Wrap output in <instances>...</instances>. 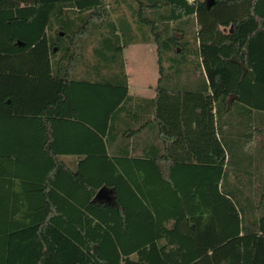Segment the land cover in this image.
<instances>
[{"label":"trees","instance_id":"obj_1","mask_svg":"<svg viewBox=\"0 0 264 264\" xmlns=\"http://www.w3.org/2000/svg\"><path fill=\"white\" fill-rule=\"evenodd\" d=\"M115 5L0 0V119H37L50 163L28 188L0 137V264H264V0ZM145 42L159 56L148 102L165 194L140 196L137 211L96 166L125 157L105 141L119 112L145 100L129 95L124 60ZM60 120L97 139L75 169L61 158L72 152L59 147ZM106 187L114 202L96 201ZM18 203L25 234L14 230Z\"/></svg>","mask_w":264,"mask_h":264},{"label":"crops","instance_id":"obj_2","mask_svg":"<svg viewBox=\"0 0 264 264\" xmlns=\"http://www.w3.org/2000/svg\"><path fill=\"white\" fill-rule=\"evenodd\" d=\"M124 60L129 95L147 101H139L138 108L132 106L121 110L111 126L110 143L105 141L107 148L125 157L119 158L118 165L104 160L98 163L96 169L102 173L103 178L119 182L121 196L130 198L129 205L141 211L144 205L139 200L140 196L155 198L165 194L157 185L161 176L159 168L164 162H161L160 156L163 144L159 129L153 124L154 114L149 104L157 96L160 80L157 47L150 42L129 45L124 50ZM21 123L24 124L25 133L22 138L16 137L12 141V148L17 153L18 171L23 170L21 175L25 178L28 175L43 178L49 171L50 163L41 153L38 120L28 118L23 119ZM57 131L59 147L72 152L61 156L71 169H75L81 161L77 152H91L96 149L97 139L85 126L70 120H60L57 122ZM171 143L174 145L172 138ZM108 155L111 157L110 151ZM88 173L95 175L94 169H90ZM126 183L134 184L136 187L138 185V191L132 185L128 188ZM106 189L110 191L111 201L114 202L115 188Z\"/></svg>","mask_w":264,"mask_h":264},{"label":"rangeland","instance_id":"obj_3","mask_svg":"<svg viewBox=\"0 0 264 264\" xmlns=\"http://www.w3.org/2000/svg\"><path fill=\"white\" fill-rule=\"evenodd\" d=\"M127 1H131L132 0H127ZM110 5L112 8H115V0H109ZM120 6L122 7V9L124 11L127 10L126 4L125 3H121ZM129 16V15H127ZM133 24V23H132ZM134 27V26H133ZM89 53L91 52V50H88ZM23 121V119H17V118H2L0 119V137L1 140L3 141V145L5 146V148H12L13 147V143L12 141L18 137V138H22V136L24 135V124H22L21 122ZM5 142V144H4ZM7 142V143H6ZM250 150L251 151H256L255 149V142H251L250 143ZM14 149V148H13ZM27 178V179H26ZM25 179H23L22 181H24V183H29V185H27L28 188H32L34 187L36 184H40L39 180L36 179V176L33 175H28ZM32 180H31V179ZM20 200L22 199L23 202H28L30 197L24 196L21 192V196H19ZM20 202V201H19ZM21 206L20 203H18V205L16 204L15 206V222H14V230L17 233H21V234H25L27 232V227L29 226V215L23 212H20L19 210H21ZM28 209H29V205H28ZM22 217L24 219H22Z\"/></svg>","mask_w":264,"mask_h":264},{"label":"water","instance_id":"obj_4","mask_svg":"<svg viewBox=\"0 0 264 264\" xmlns=\"http://www.w3.org/2000/svg\"><path fill=\"white\" fill-rule=\"evenodd\" d=\"M213 0H209V4H212ZM20 46H23L24 43L19 42L18 43ZM112 199V196L110 194V191L107 190L106 188L101 189L98 194L96 195V201L99 202H110Z\"/></svg>","mask_w":264,"mask_h":264},{"label":"built area","instance_id":"obj_5","mask_svg":"<svg viewBox=\"0 0 264 264\" xmlns=\"http://www.w3.org/2000/svg\"><path fill=\"white\" fill-rule=\"evenodd\" d=\"M189 2H193V0H188Z\"/></svg>","mask_w":264,"mask_h":264}]
</instances>
